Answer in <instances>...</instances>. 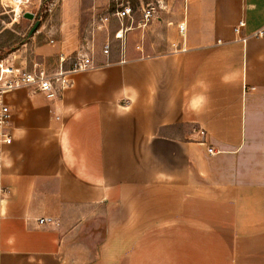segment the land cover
Here are the masks:
<instances>
[{
  "label": "crops",
  "instance_id": "1",
  "mask_svg": "<svg viewBox=\"0 0 264 264\" xmlns=\"http://www.w3.org/2000/svg\"><path fill=\"white\" fill-rule=\"evenodd\" d=\"M107 1L28 8L40 20L31 62L55 70L109 38L91 21ZM178 2L169 48L144 52L132 22L124 55L91 50L94 67L56 99L33 86L5 95L0 264H264V0ZM171 5H151L158 25ZM16 52L5 63L30 69Z\"/></svg>",
  "mask_w": 264,
  "mask_h": 264
},
{
  "label": "built area",
  "instance_id": "2",
  "mask_svg": "<svg viewBox=\"0 0 264 264\" xmlns=\"http://www.w3.org/2000/svg\"><path fill=\"white\" fill-rule=\"evenodd\" d=\"M43 0H0L9 7V12L11 13L12 20L17 21L19 18L23 17V13L28 10V8L40 9L42 8ZM153 8H143L141 10V22L147 21L151 16ZM110 17H114L120 22V27L114 33V39L121 43L120 54L124 55L125 52V33L129 29L123 25L124 19L132 18V11L128 4L126 3H115V8L106 14H102L98 17L97 23L95 17L93 19V27L98 29L103 26H107ZM244 21L240 20L233 31L238 34L240 29L244 27ZM185 27L183 23L178 24V32L183 37ZM264 34V28L253 33L254 36H261ZM239 40L244 41L245 38L242 37ZM175 47V44H172ZM184 42L182 41L181 50L185 48ZM111 52V41L107 38L102 46L101 53L104 56H108ZM5 58L0 59V207L5 201L9 194V188L4 185L2 179V165L4 160L5 149L11 144L12 135L9 129V121L11 117V112L8 104L5 101V95L16 89L33 86L39 93H41L45 98L49 100L56 99L61 92L67 89L71 85V75L76 72L84 71L94 67V62L92 60L90 52L86 50H78L68 68L62 67V62H64L67 57L64 55H59L58 68L49 71L46 67L38 62H33L31 68L27 69L20 65L14 63H5ZM123 59L121 60V62ZM203 134V131H200ZM208 153H213L212 148H208ZM51 221L50 217H44L37 220L39 224Z\"/></svg>",
  "mask_w": 264,
  "mask_h": 264
},
{
  "label": "rangeland",
  "instance_id": "3",
  "mask_svg": "<svg viewBox=\"0 0 264 264\" xmlns=\"http://www.w3.org/2000/svg\"><path fill=\"white\" fill-rule=\"evenodd\" d=\"M47 2L49 0H43V2ZM177 2V5L174 7H172V5L170 6V13L169 14H164V21L162 22V26L158 25L159 22L156 21L157 16L159 15L156 9L155 11H152L151 16L149 17V19L147 21L141 22V9H140V5H138L135 0H129V4H131L133 6V11H134V17H133V26H135L138 29H132L131 31V36L133 37L134 35V39L132 40L133 43H137V41L139 42L140 46L142 45L143 51L146 53H157L159 52L161 49L164 48H169V39H171V34L174 35V38L176 39V33L175 31L172 30L171 26L168 27L166 24V20L168 19V17H177L180 12H181V8H180V4L178 2V0H175ZM119 4L120 3H125L124 1L118 0ZM163 2V0H144L143 5L144 8H153L152 6H157L158 4H161ZM169 0H164L165 4H168ZM107 3L109 4L110 8H115V4L113 3V0H108ZM146 4H149L148 6H146ZM171 4V2H170ZM152 5V6H151ZM172 9H174V11H171ZM154 10V9H153ZM183 10V8H182ZM106 11H102V12H96L94 15L95 16V20L97 23V19L99 16H101L102 14H105ZM47 13H43V15H41V20L45 19ZM36 20V19H35ZM91 21H93V18L91 19ZM130 19H124L123 20V25L124 26H130L131 23ZM32 21L29 20L28 18H24L21 17L19 18L17 21H13L12 20V16L11 13L9 12V7L6 6L3 3H0V47L4 48L5 51L9 50L8 48H12V47H17L15 50L11 51V52H5V57H8L9 54H13L14 52H16L17 55H20V59L25 58L27 60L28 64H32L31 61H33L32 59H34V54H33V45L34 43H36L37 41H35L34 43H31V37L36 33L31 34V36L27 37L28 31L30 29V27L32 26ZM109 29L110 31V40L111 41V45H112V52H118L120 51L121 48V43L114 39V33L115 31L120 27V22L119 21H111L109 24ZM105 26H103L101 29L99 30H104ZM126 32V34L128 33ZM141 34V40H140V36L137 34ZM90 42L89 43H84V45L82 47H80L78 50H86L88 52H90L91 50H93L94 52L99 51L101 44L103 43L105 38L102 39H96L94 42L92 41V38L90 37ZM127 35H126V39H125V46L127 47ZM4 45V46H3ZM173 48H177V45L175 47H171V49ZM74 53H72V55H69V57H67L66 61L68 63H70L72 61V59L75 56L76 51H73ZM12 56V55H11ZM3 57V58H5ZM37 59V58H35ZM65 61V62H66ZM66 62V64H67ZM46 69L49 71H52L55 67L56 64L54 62V60H49L46 62L45 65Z\"/></svg>",
  "mask_w": 264,
  "mask_h": 264
},
{
  "label": "water",
  "instance_id": "4",
  "mask_svg": "<svg viewBox=\"0 0 264 264\" xmlns=\"http://www.w3.org/2000/svg\"><path fill=\"white\" fill-rule=\"evenodd\" d=\"M33 16H34V14L32 12H24L23 13L24 18L33 19ZM39 21H40L39 19L34 20L32 26L30 27V29L28 31L27 37L31 36V34H33L37 30V28L39 26Z\"/></svg>",
  "mask_w": 264,
  "mask_h": 264
},
{
  "label": "trees",
  "instance_id": "5",
  "mask_svg": "<svg viewBox=\"0 0 264 264\" xmlns=\"http://www.w3.org/2000/svg\"><path fill=\"white\" fill-rule=\"evenodd\" d=\"M42 8H40L39 10L41 11ZM4 46V45H3ZM17 47H12V48H8L9 50L5 51L4 48L0 47V59H2L3 57H5V52H11L13 50H15Z\"/></svg>",
  "mask_w": 264,
  "mask_h": 264
}]
</instances>
